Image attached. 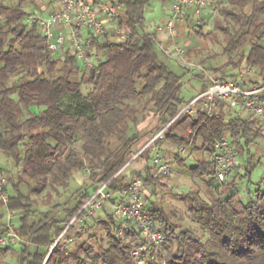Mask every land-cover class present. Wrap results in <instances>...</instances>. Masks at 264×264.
I'll use <instances>...</instances> for the list:
<instances>
[{
	"label": "trees",
	"instance_id": "obj_1",
	"mask_svg": "<svg viewBox=\"0 0 264 264\" xmlns=\"http://www.w3.org/2000/svg\"><path fill=\"white\" fill-rule=\"evenodd\" d=\"M7 1L0 0V152L14 163L17 174H5L0 206L19 215L15 227L25 240L20 264H69L70 257L77 264H138L132 250L143 242L141 237L125 229L128 221H118L105 204L102 210L111 220L99 221L103 236L94 232L97 247L84 241L72 256L67 254L61 246L73 226L51 247L97 186L106 183L118 201L126 180L121 169L141 138L139 125L151 117L158 121V131L186 103L181 97L184 76L163 61L161 53L166 54L154 32L144 29L150 0H121V26L137 36L123 41L94 37L92 47L100 59L90 66L68 44L49 50L41 28L28 22L25 7L37 8L45 0ZM178 29L177 35L181 31L198 53L210 42L221 46L227 61L210 69L220 80L237 76L243 66L264 72V0H212L205 13L187 16ZM261 79L253 83L261 84ZM218 107L225 123L202 115L174 121L165 130V139L178 147L168 153L179 166L187 161L180 148L201 153L189 170L204 186L182 196L192 226L184 224L186 218L177 210L157 204L147 208L165 240L144 264H264V189L258 184L255 191L242 190L239 184L257 165L252 147L264 142V123L223 103ZM225 137L236 146L239 169L218 182L211 157L215 141ZM152 153L144 151L139 158L144 165L133 171L144 177L145 186L154 187L153 193L156 188L171 191L163 181L170 174L153 176ZM81 172L87 173L89 186L68 202L39 208L41 197L49 204L51 193L69 188Z\"/></svg>",
	"mask_w": 264,
	"mask_h": 264
},
{
	"label": "built area",
	"instance_id": "obj_2",
	"mask_svg": "<svg viewBox=\"0 0 264 264\" xmlns=\"http://www.w3.org/2000/svg\"><path fill=\"white\" fill-rule=\"evenodd\" d=\"M211 1L173 0L171 15L165 23V28L170 35V42L162 44L156 37L154 38L166 55L183 61L186 65H194L185 58L184 49L174 38L178 32V24H183L187 16L199 17L205 13L209 9ZM121 8V0H54L52 11L42 12L39 8H35L28 13L27 19L29 23H35L41 28L49 50L58 51L64 44H68L78 60L90 66L98 62L100 58V54L92 47L94 37H109L123 41L137 36L132 29L121 26ZM255 71L253 66H246L237 76L226 80H220L215 75L207 73L206 88L193 99L184 103L170 123L164 128L154 131L141 148L131 151L129 160L121 171H126L144 151L151 149L153 153L150 164L153 168V176L162 177L171 174L174 163L162 151L165 146L166 128L174 121L186 118L198 120L202 115L205 118H221L219 103L234 110L243 111L246 116L259 118L264 123V78L261 79V84H254ZM221 120L224 123L227 121L226 118H221ZM190 132L193 133L191 129ZM188 148V146L180 148L181 156L187 153ZM211 159L215 168L214 177L218 182H223L232 176L239 164V157L236 146L230 137L215 141ZM3 185L4 180L2 179L0 180V191H2ZM144 187V177L133 171L118 193L121 197H126V201L123 203L116 201L112 205L114 217L127 220L125 229H134L143 241L132 250V255L137 259L138 264H144L145 257L151 251L156 252L165 240L163 232L156 228L151 220L152 217L148 212L144 198ZM114 196L116 195L107 189L106 183L97 186L53 244L51 251L77 219L95 215L103 208L104 203L111 201ZM3 199L6 201L7 196L3 195ZM24 241L11 221H8L6 229L0 232V249Z\"/></svg>",
	"mask_w": 264,
	"mask_h": 264
},
{
	"label": "rangeland",
	"instance_id": "obj_3",
	"mask_svg": "<svg viewBox=\"0 0 264 264\" xmlns=\"http://www.w3.org/2000/svg\"><path fill=\"white\" fill-rule=\"evenodd\" d=\"M172 3H173L172 0H150L147 3L146 13H145L146 21L144 25L146 29H148V31L154 32L155 28H157L159 25L163 26L166 23L172 12ZM53 6H54L53 2H51L50 0H45L43 1V4H41V6H38L37 8H39L42 12H49L53 10ZM25 8L26 11L30 13L36 7L30 4ZM211 25H212V21L209 22L208 25H205L206 30L210 28ZM205 26H203L204 29ZM181 29L184 30L185 26L181 27ZM174 39L184 49L185 58L188 60V62L194 65L192 66L186 65L183 63V61L176 60L175 58L169 55H164L163 53L160 52L161 58L170 67V69H172L177 74L184 76L182 80L181 97L187 103L188 101L193 99L201 90L206 88L207 80H208L207 73H211L214 75V72L210 69L216 67L217 65L222 66L227 61V57L221 54L222 53L221 46H219L217 43L215 44L210 42L207 50L202 49V51L198 53L196 49L192 50V46L195 43L190 44L189 42L190 40H188L187 37L183 36L181 34V31L179 36L176 35ZM248 47H249L248 44L245 45L246 49ZM186 67H190V69L188 70ZM244 68L245 66H243L241 70H243ZM204 74L206 77L200 76ZM255 76L257 78H261L264 76V72L262 73L256 70ZM33 110L38 111L39 109L33 108ZM240 114L245 115L243 111L240 112ZM156 121H157L156 119L154 120L151 117H147L139 125L138 129L143 131L153 127V129L155 130V127L158 124V121L157 124H155ZM179 134H181V132H179ZM144 141L145 140L143 139L140 140V142L137 141L133 146V150L134 151L138 150ZM164 144L165 146L162 149L163 153L167 155L168 158H170V160L174 163L173 164L174 169L171 172L170 176L168 178L163 179V181H165L170 186L171 191H162L161 189L156 188L155 191L156 193H153L155 190L153 186L150 185L145 186L144 198L146 200V207L148 208L152 204H157L158 206L164 207L168 210H173V209L177 210L181 215H183L184 218H186L184 224L186 226H192L193 222L191 220V216L188 214L187 205H185V203H183L182 201V196L189 191L197 190L198 188L200 187L203 188L204 186V182L201 179L194 177L189 170V168L195 166L197 159L201 156V153L195 152L190 154V149L188 148L187 153L183 155V157H187L186 164L184 166H179L176 163L174 156L169 155L168 153L170 150L173 152H178V147L172 145L171 142L168 141L167 139H165ZM252 151L254 152L256 156V160L258 162L255 168L253 169L250 178H245L242 180V182L239 183L242 190L250 189L251 191H255V189L258 187V184H260L261 187L264 189V142H260L257 145H254L252 147ZM134 164L135 163H133L128 168V170L132 168ZM237 169L239 168L237 167L235 171H237ZM241 173L244 174L243 169H241ZM5 174L8 175L13 174V176L16 177L17 174L16 167L11 160L7 159V157L2 152H0V180L3 179L4 183L7 181ZM86 185L89 186L87 173L85 172L78 173L76 178L72 180L69 188L67 189L60 188L58 193L56 192L51 193V201L49 204L44 203L43 198L45 197H41L38 200L39 208L41 210H46L57 202H61V203L68 202L69 199H71L75 193L82 192L85 189V187H87ZM23 190H26L25 186H23ZM202 194L204 196V193ZM3 195L7 196V200L6 201L4 200V202L7 203L8 195L3 193L2 197ZM114 198L111 199V201L104 203L105 208L111 211V213H113L112 205L115 202ZM118 201L123 203L126 201V197L120 196ZM82 218H84L82 221L80 219H77L75 221L73 225L75 231L72 234L67 232L64 236L65 239H63L64 241L61 247L65 250L67 254L71 255L72 251H74L84 241L95 245L94 232L97 230V232L101 236H103L102 235L103 229L102 226L99 224V221L111 220L110 219L111 217L107 215L104 209L99 210L95 215L83 216ZM8 221H11L12 223H14L15 226H17L19 223V215L10 212L7 209L6 205L0 206V225L7 224ZM78 233H81V236ZM11 247L12 248L9 253H5V250H0L1 251L0 264H20V253L23 248L22 245L19 243H15L11 245ZM95 247L97 246L95 245ZM48 264H58V263L54 260ZM69 264H77V263L72 257H70Z\"/></svg>",
	"mask_w": 264,
	"mask_h": 264
},
{
	"label": "crops",
	"instance_id": "obj_4",
	"mask_svg": "<svg viewBox=\"0 0 264 264\" xmlns=\"http://www.w3.org/2000/svg\"><path fill=\"white\" fill-rule=\"evenodd\" d=\"M173 1V0H172ZM145 29V31H147V32H151V31H148V29H146V27L144 28ZM154 35H155V37L157 38V40L160 42V43H162V44H168L169 42H170V36H169V33H168V31L166 30V28H165V24L163 25V26H161V25H159L157 28H155L154 29ZM257 78V77H256ZM255 78V80H257ZM262 78H264V76L262 77ZM204 90V89H203ZM202 91V90H201ZM200 91V92H201ZM199 92V93H200ZM198 93V94H199ZM197 94V95H198ZM196 95V96H197ZM155 124H157V121H156V123ZM153 131H154V129H153V127L152 128H149V129H146V130H143V131H141V138L138 140V142H140V140H145L144 142H143V144L141 145V147L148 141V139L152 136V134H153ZM147 132H149V133H147ZM140 147V148H141ZM144 165V162H143V160L142 159H138L136 162H135V164H134V166L132 167V168H130L129 170L127 169L126 171H124L123 172V174L125 175V177H126V180H125V182H124V184L127 182V180L129 179V177H130V175H131V173L133 172V170L134 169H141L142 168V166ZM123 184V185H124ZM84 218H80V220L82 221ZM1 225H3V224H1ZM4 225H6V224H4ZM6 229V227H3V229L1 230V231H4ZM19 244H21L22 245V243H19ZM12 248V247H11ZM0 250H5V253H9L10 252V250L11 249H8V250H6V249H0ZM0 253H1V251H0Z\"/></svg>",
	"mask_w": 264,
	"mask_h": 264
}]
</instances>
